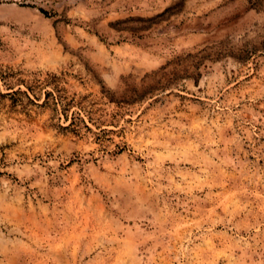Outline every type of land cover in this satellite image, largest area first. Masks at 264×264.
Segmentation results:
<instances>
[{
	"label": "rangeland",
	"instance_id": "obj_1",
	"mask_svg": "<svg viewBox=\"0 0 264 264\" xmlns=\"http://www.w3.org/2000/svg\"><path fill=\"white\" fill-rule=\"evenodd\" d=\"M0 264H264V0H0Z\"/></svg>",
	"mask_w": 264,
	"mask_h": 264
}]
</instances>
